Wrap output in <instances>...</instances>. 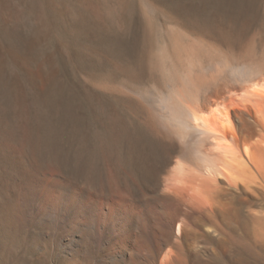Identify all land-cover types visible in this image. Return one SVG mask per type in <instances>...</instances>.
Segmentation results:
<instances>
[{"label":"rangeland","instance_id":"rangeland-1","mask_svg":"<svg viewBox=\"0 0 264 264\" xmlns=\"http://www.w3.org/2000/svg\"><path fill=\"white\" fill-rule=\"evenodd\" d=\"M168 24L205 27L208 37L236 46L254 37L264 50V0H0V264H130L107 258L114 217L102 202L89 220L97 240L72 247L84 256L58 243L60 234L70 240L67 227L33 224L15 210L22 180L78 172L94 189L107 187L111 205L127 212L129 193L117 185L142 188L157 156L141 122L145 88L154 91L143 49L151 27ZM37 190L52 203L60 199L57 189ZM135 218L143 228L146 212ZM231 224L238 239L247 237L243 222ZM196 240L217 251L202 252L198 262L184 249L165 264H264L258 244Z\"/></svg>","mask_w":264,"mask_h":264},{"label":"bare ground","instance_id":"bare-ground-1","mask_svg":"<svg viewBox=\"0 0 264 264\" xmlns=\"http://www.w3.org/2000/svg\"><path fill=\"white\" fill-rule=\"evenodd\" d=\"M207 33L205 27L183 24L151 27L143 62L154 91L145 88L140 110L148 147L157 156L142 188L117 185L129 193L126 213L111 205L107 187L94 189L88 178L73 172L56 181L22 180L15 215L40 226L50 222L55 230L67 227L70 240L60 234L58 243L82 256L72 247L84 238L97 240L89 220L102 202L114 217L105 240L107 258L130 264H165L184 249L189 257L216 250L201 246L204 239L198 242V236L264 249V50L254 37L236 46ZM41 186L57 189L59 201L39 193ZM137 210L146 212L143 228ZM235 222L247 226L246 238L230 231ZM140 243L149 249L139 250Z\"/></svg>","mask_w":264,"mask_h":264}]
</instances>
